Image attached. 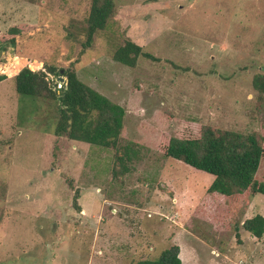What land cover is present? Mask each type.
I'll list each match as a JSON object with an SVG mask.
<instances>
[{"label":"rangeland","instance_id":"1","mask_svg":"<svg viewBox=\"0 0 264 264\" xmlns=\"http://www.w3.org/2000/svg\"><path fill=\"white\" fill-rule=\"evenodd\" d=\"M115 3L81 54L91 0H0V35L19 26L17 45L0 51V264H136L173 245L182 264H264V236L243 227L264 215V194L209 193L214 175L165 156L172 136L204 125L264 142L253 84L264 73V0ZM127 37L160 59L116 61ZM17 57L18 72L74 67L124 106L121 142L142 155L134 168L115 176L114 149L56 136L55 106L16 90Z\"/></svg>","mask_w":264,"mask_h":264},{"label":"trees","instance_id":"2","mask_svg":"<svg viewBox=\"0 0 264 264\" xmlns=\"http://www.w3.org/2000/svg\"><path fill=\"white\" fill-rule=\"evenodd\" d=\"M116 12L115 0H91V8L84 28L86 40L81 54L90 48L98 31L107 27L109 20ZM19 26L0 35V51L6 44L17 45ZM5 38V40H3ZM159 60L152 53L130 37L118 46L114 59L130 67H135L140 57ZM23 63L21 58L14 60V70L10 76L18 72ZM37 66H40L36 63ZM49 74L63 76L62 88L57 87L56 80ZM7 75L0 74V82ZM253 84L258 98L264 101V73L254 77ZM16 90L19 94L40 99L49 106H55L56 120L54 132L58 137L90 143L116 151L114 175L129 173L141 160L139 144H123L126 109L97 89L82 81L74 67L57 68L55 65L45 66V70H32L28 66L15 75ZM264 107V104L261 105ZM257 132L244 133L231 129L204 125L198 137L183 138L172 136L166 148L165 156L181 160L192 167L214 175L208 188L209 193L234 197L250 191L253 195L264 194V181L257 178L264 157V142ZM75 197V206L80 210ZM243 227L253 236L261 239L264 236V215L256 214L244 221ZM136 264H182L180 247L173 245L164 249L156 259H144Z\"/></svg>","mask_w":264,"mask_h":264},{"label":"built area","instance_id":"3","mask_svg":"<svg viewBox=\"0 0 264 264\" xmlns=\"http://www.w3.org/2000/svg\"><path fill=\"white\" fill-rule=\"evenodd\" d=\"M55 80H56V83H57V87L58 88H62L63 87V83H64L65 80L61 81L60 77L56 78Z\"/></svg>","mask_w":264,"mask_h":264},{"label":"water","instance_id":"4","mask_svg":"<svg viewBox=\"0 0 264 264\" xmlns=\"http://www.w3.org/2000/svg\"><path fill=\"white\" fill-rule=\"evenodd\" d=\"M60 80H61V81H64V80H65V78H64L63 76H61V77H60Z\"/></svg>","mask_w":264,"mask_h":264}]
</instances>
